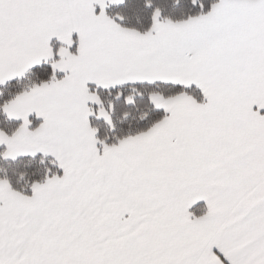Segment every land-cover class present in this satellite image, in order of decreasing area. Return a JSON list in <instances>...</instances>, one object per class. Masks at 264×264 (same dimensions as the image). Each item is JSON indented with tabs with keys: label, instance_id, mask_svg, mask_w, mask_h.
Instances as JSON below:
<instances>
[{
	"label": "snow or ice",
	"instance_id": "snow-or-ice-1",
	"mask_svg": "<svg viewBox=\"0 0 264 264\" xmlns=\"http://www.w3.org/2000/svg\"><path fill=\"white\" fill-rule=\"evenodd\" d=\"M0 264H264V0H0Z\"/></svg>",
	"mask_w": 264,
	"mask_h": 264
}]
</instances>
